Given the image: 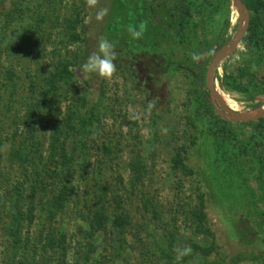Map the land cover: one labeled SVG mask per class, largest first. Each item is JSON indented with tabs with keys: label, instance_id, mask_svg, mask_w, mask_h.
<instances>
[{
	"label": "rangeland",
	"instance_id": "374dc122",
	"mask_svg": "<svg viewBox=\"0 0 264 264\" xmlns=\"http://www.w3.org/2000/svg\"><path fill=\"white\" fill-rule=\"evenodd\" d=\"M186 1L187 23L176 34L171 27L175 15L169 11L175 0H98L95 7L86 0H43L29 28L35 36L18 52L0 51V85L7 69L16 74L10 111L0 114L1 170L8 177L0 184V264L11 251V216L31 209L36 217L23 222L17 245V257L24 264H169L165 256L176 258L177 249L185 247L192 249L180 260L185 264H233L236 255L254 258L238 264H264V134L254 122L227 117L210 96L206 81L213 58L231 45L246 14L241 20L233 0ZM8 7V0H0V10ZM104 8L107 14L97 20V12ZM77 15L84 26V42L66 45L64 20ZM140 18L148 24L137 40L128 28H138ZM117 22L121 27L111 30ZM247 28L213 73L214 89L237 114L251 112L253 103L241 92L224 90L219 81L225 74L238 75ZM101 38L115 45L113 78L96 74L85 78L76 69L54 95L43 97L42 108L50 110L51 119L40 112L42 108L34 115L31 106L42 98L55 59L52 52L58 51L59 58L83 57L85 62ZM157 50L175 62L167 76L157 75L153 60ZM10 93L0 92V106ZM82 100L87 107L97 104L99 122L88 136L85 155L74 157L82 167L69 177L72 195L56 219L48 221L43 204L61 187L59 180L45 176L51 126L84 113L78 108ZM257 100L258 109H264L263 97ZM73 145L69 137L70 155ZM17 149L30 154L35 164L20 165L13 157ZM178 153L191 171L173 168ZM101 161V184L110 188L105 205L109 221L104 230L96 231L90 228L95 203L89 197L98 187L92 171ZM136 168L141 179L135 183ZM34 174L44 185L33 181ZM200 206L202 222L191 217ZM117 216L119 228L113 224ZM50 233L64 236V255L60 247L45 244ZM195 247L212 251L203 257Z\"/></svg>",
	"mask_w": 264,
	"mask_h": 264
},
{
	"label": "trees",
	"instance_id": "16d2710c",
	"mask_svg": "<svg viewBox=\"0 0 264 264\" xmlns=\"http://www.w3.org/2000/svg\"><path fill=\"white\" fill-rule=\"evenodd\" d=\"M162 1L166 2V0ZM8 2L10 7L0 10V51L5 49L10 55L20 51V47L22 46L21 44L29 41L31 36H35L36 32H31L29 28L31 27L32 19L38 17V13L43 7V0H8ZM185 2L187 1L175 0L174 4L169 6V11L175 15V20L171 27L175 30L176 34H181L180 32L183 31L184 26L187 23L189 4H185ZM242 2L246 5L250 12L249 26L243 38V48L245 52L239 61L240 66L238 68V75L234 76L233 74H225L220 79L219 84L220 87L226 91L241 92L246 99L253 103L251 110H255L258 109L260 105L257 98L259 96L263 97L264 101V0H242ZM133 16L131 17L136 18L135 15ZM139 21L140 24L144 23L145 26L148 24L144 18H140ZM63 25L64 38L67 42L66 45L84 42V26L78 15L72 19H65ZM120 27L121 24L117 22L110 29H119ZM77 28H79L78 32ZM143 45V49L148 51L147 45ZM152 52H154V50ZM52 53V59H55L51 64L52 69L49 71L45 81L46 86L43 87L42 98H39L35 105L33 104L31 106V108L33 107L31 111L34 115L39 112V108L41 109L43 107V97L46 95H54L57 87L61 85L62 82L69 81L71 78H73L76 69L79 70L81 65L84 63L83 57L75 56L70 59L67 57L59 58L60 54L58 51L56 52L54 50ZM162 58H165L166 61L164 62ZM153 60H155L157 63V75L167 76L175 67V62L165 52H161L159 50H157V54L155 53ZM4 74L5 80L0 85V92L12 91V93H10L11 96L9 97V100L0 106V114H5L10 111V99L13 98V93H15V72L13 70L7 69ZM244 77L248 79V83L243 84L241 82V79ZM1 99L2 98H0V100ZM81 103L82 104H80L78 108H80V110L84 109V113L80 112L79 115V112H76L77 115L73 118L72 113L74 111L71 112L69 110L72 116L66 118L65 124L59 120L58 123L55 121V123L51 126L53 130L50 134L49 154L46 161L47 169L45 171L46 173H44L46 178L49 176L51 179L55 178L59 180L61 187L56 194L52 195L53 197L50 201H46L43 204V211H45L43 217L47 218L48 221L56 219L72 195V190L69 185V177L71 174L76 172V167H82V162L74 160V157L85 155L84 152L87 149L86 145L88 136L96 131V125L99 122L97 104L87 107L85 100H82ZM40 112L45 113L47 117H50L51 115L50 110L46 112L44 111V108H42ZM50 119L51 117L49 120ZM254 127L258 133L264 134V118L258 119L256 122H254ZM228 133L230 132H227V134ZM69 137L73 138L74 144L71 148V155L68 154V151L66 150V141ZM1 139L2 137H0V184L3 179L6 181L8 179V177L4 175L1 170V157H3L2 154L4 150V140ZM222 139L224 138L222 137ZM13 157L20 165H24L26 161L27 163L31 162V164H35L30 154L27 152L25 153L24 151H19L18 149L14 151ZM184 160H186L185 157L181 156L179 153L176 154L173 158V168L175 170L179 169L184 172L191 171L190 168L184 164ZM102 164V161L99 162L97 169L92 171V173L95 174V179H93L95 180V183L98 185V187L95 185L97 188L93 190L89 197V201L95 203V208L92 209L91 215L89 216L90 228L96 231L104 230L107 222L109 221V212L107 211L105 205L107 203L109 204V202H106V197L110 191V188L104 187L101 184L102 173L104 171L103 167H101ZM133 172L135 177L134 182H139L141 179L140 169L136 168ZM35 173L37 172L35 171ZM33 177V181H35L38 186L40 184L44 185L43 181H38V178H40L39 176L34 174ZM32 188H34V186H32ZM15 213V215L11 216L13 217L11 224L9 223L8 225V227H12L14 231L10 232L12 246L11 251L8 254L9 257L5 264H24L17 257V245L19 244V241H21V226L23 225V222H33L36 217L35 214H37V212L32 209L29 212L27 211L26 214L21 211ZM191 217L198 222H202L204 220L203 207L200 206L198 211H193L191 213ZM118 218L121 217L117 216L113 224L114 226L118 225L119 228L122 223H118L120 222V219L118 222H116V219ZM12 224L16 225L15 228H13L14 226ZM50 234L51 235L45 237V244L50 248L60 247L63 251L62 255H64V236L60 235L57 238L53 233ZM196 249L200 251V254L203 257L209 256L210 252L212 251V248L202 249L195 247V250ZM165 257L169 261V264L186 263V261L183 260V262L177 260L172 256L166 255ZM252 259H254L252 256L236 255L231 258V263L238 264L242 261Z\"/></svg>",
	"mask_w": 264,
	"mask_h": 264
},
{
	"label": "clouds",
	"instance_id": "9594fccd",
	"mask_svg": "<svg viewBox=\"0 0 264 264\" xmlns=\"http://www.w3.org/2000/svg\"><path fill=\"white\" fill-rule=\"evenodd\" d=\"M89 7H95L98 0H86ZM107 9H101L97 12L96 19L101 20L107 14ZM128 31L133 39H141L145 32V25L141 23L138 28L129 26ZM115 45L106 38H101L98 42L97 50L92 52L87 60L81 65L79 71L87 78L90 74H96L104 79H112L117 72L114 60L116 53L114 51ZM193 59L198 57L194 54ZM152 103L149 104V108L153 107ZM166 131V129H165ZM191 247H185L183 249H177V260H181L184 256L191 254Z\"/></svg>",
	"mask_w": 264,
	"mask_h": 264
},
{
	"label": "water",
	"instance_id": "95a60500",
	"mask_svg": "<svg viewBox=\"0 0 264 264\" xmlns=\"http://www.w3.org/2000/svg\"><path fill=\"white\" fill-rule=\"evenodd\" d=\"M236 4V7L238 9V13L241 17V20L243 18V13L246 14V18L244 21V25L241 26L239 28L238 31V35L235 37V39L232 41L231 45L229 47L223 48L221 53L217 54L209 68H208V72H207V76H206V81H207V88L210 92V96L212 98H216L219 102V105L221 106L222 110L225 112L227 117H230L231 119H233L236 122H256L258 119H263L264 118V109H255L252 110L249 113H243V114H237L234 113L232 111H230L226 106H225V100L221 97V95H219L217 93V91L214 89V67L215 64L224 56L228 55L230 52H232L237 44L239 43L240 39L243 37V34L247 28L248 25V11L245 8V6L243 5V3L241 2V0H233ZM241 24V21H240Z\"/></svg>",
	"mask_w": 264,
	"mask_h": 264
}]
</instances>
